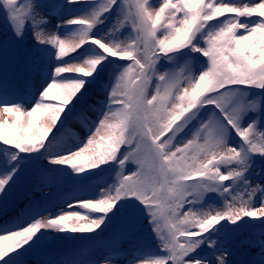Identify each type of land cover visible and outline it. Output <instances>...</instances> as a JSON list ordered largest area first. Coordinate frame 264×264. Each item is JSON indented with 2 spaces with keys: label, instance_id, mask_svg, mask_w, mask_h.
Here are the masks:
<instances>
[{
  "label": "snow or ice",
  "instance_id": "obj_1",
  "mask_svg": "<svg viewBox=\"0 0 264 264\" xmlns=\"http://www.w3.org/2000/svg\"><path fill=\"white\" fill-rule=\"evenodd\" d=\"M0 14L32 41L22 86L0 81V210L31 169L37 191L71 186L0 223V264H233L226 243L255 228L264 264V0H0ZM69 239L66 254L99 259L53 258Z\"/></svg>",
  "mask_w": 264,
  "mask_h": 264
},
{
  "label": "rangeland",
  "instance_id": "obj_2",
  "mask_svg": "<svg viewBox=\"0 0 264 264\" xmlns=\"http://www.w3.org/2000/svg\"><path fill=\"white\" fill-rule=\"evenodd\" d=\"M42 2H47V0H42ZM77 8H82L84 5L78 4L76 5ZM72 18L71 16H66L65 19ZM223 19V18H221ZM243 19V18H241ZM56 22L55 17H52V25L54 26ZM111 21H108L106 23H110ZM101 28L104 26L101 25ZM127 31V29H125ZM9 38H11V35L8 32L7 25L5 24V21L3 19V15L0 14V43H3L7 41ZM31 37L28 36L25 38V41L17 46V50H20L23 63H25L26 59V50L29 48L31 45ZM19 47V49H18ZM6 52V53H5ZM5 53V54H4ZM3 56H0V79L4 80V82H8L13 78V73H15V67H14V60L12 56V52L4 50L1 53ZM71 55V54H70ZM21 72L19 73V77L16 78V81L18 85L21 87L25 78V73H24V65L22 66ZM14 83V82H13ZM103 96L102 94H99L97 91H91L87 100V103H95L98 99H102ZM31 96H26L25 100L28 102V106H31ZM58 96L57 93L54 92L52 94V99L48 100L46 102L50 103H56L58 102ZM87 112L88 117L91 119L96 118V113L90 109H87L85 105V109ZM68 126L73 129L76 133L80 135L81 138L85 137L87 133L85 132L83 126L81 123L77 120L70 119L67 121ZM233 143H237L236 138H233ZM39 164L47 165L48 160H43L38 162ZM37 165V166H38ZM55 167H62V166H55ZM224 170V169H222ZM259 169H257V172ZM34 175V169H31L29 173L25 176L23 180H21L16 186L15 190L12 194V197L9 200V207H8V212L4 214L5 211L0 210V223H3L5 220H8L16 215H18L22 209L25 208L26 205L31 203L32 201H43L45 200L46 197L51 196L53 193L57 194H62L65 191H68L71 189V186L68 184L58 186L57 188H50V187H44L43 192L37 191L34 187V181H30L31 177ZM111 177H109V181L111 182ZM32 180V179H31ZM228 183V182H226ZM252 183L253 186H255L256 183H262L264 184V180L260 178L259 176H254L252 177ZM214 200V203L216 204L217 207L222 206V199L218 196L212 197ZM20 204H19V203ZM18 203V204H17ZM17 204V205H16ZM16 205V206H15ZM15 206V207H14ZM51 206V205H49ZM256 206L259 207V202H256ZM67 211H71V209H66ZM53 211H59V208L53 209ZM3 214V215H2ZM98 215V214H96ZM99 231V230H97ZM259 228L251 229V230H244L241 231L240 233L235 234L227 243L226 247L230 249V255L228 256V259L233 262V264H250L251 261H258L259 260V249L256 247H249L247 243L245 242L246 240L250 239V233H255L256 236L255 238L258 240L259 238ZM140 234L145 238V240L148 243H151V238L148 236V231L147 229H141ZM59 235H64V234H59ZM69 237H79V236H87V235H92L91 233H68L67 234ZM111 236V231H106L103 236L100 238L102 241H95L93 242L92 245L89 246L88 252H92L96 249H102L104 245H106L109 241V238ZM107 240V241H106ZM79 243V241H74L72 239H69L67 241H62L60 242L55 249L52 250L50 255L53 258H68V259H89V258H96L99 259L100 253L97 252L95 257H90L89 255H76L72 256L70 254H66L65 250H71L76 247V245ZM122 248H127L128 244L127 241H124L121 243ZM154 247V244L152 245ZM48 256L45 255H32L28 257V264H37V261L40 259H46Z\"/></svg>",
  "mask_w": 264,
  "mask_h": 264
},
{
  "label": "trees",
  "instance_id": "obj_3",
  "mask_svg": "<svg viewBox=\"0 0 264 264\" xmlns=\"http://www.w3.org/2000/svg\"><path fill=\"white\" fill-rule=\"evenodd\" d=\"M5 47H6V45H5ZM5 47L2 45L0 46V56L2 55L1 53L5 50ZM20 63L22 64V61L20 60V58L14 59V67H16Z\"/></svg>",
  "mask_w": 264,
  "mask_h": 264
}]
</instances>
